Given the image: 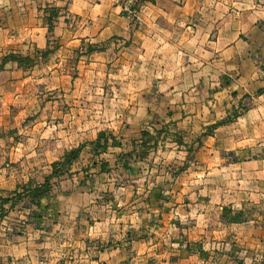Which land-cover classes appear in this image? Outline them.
I'll use <instances>...</instances> for the list:
<instances>
[{"label":"crops","instance_id":"crops-1","mask_svg":"<svg viewBox=\"0 0 264 264\" xmlns=\"http://www.w3.org/2000/svg\"><path fill=\"white\" fill-rule=\"evenodd\" d=\"M44 1L0 0V32L24 56L49 46ZM67 2L42 76L56 100L31 128L0 124L13 130L0 136V197L28 184L34 158L51 163L49 141L90 158L99 137L132 149L115 148L120 182L116 165L77 168L38 204L0 202V264H264V0H147L138 24L112 0ZM168 127L174 161L132 160L143 131Z\"/></svg>","mask_w":264,"mask_h":264},{"label":"rangeland","instance_id":"rangeland-1","mask_svg":"<svg viewBox=\"0 0 264 264\" xmlns=\"http://www.w3.org/2000/svg\"><path fill=\"white\" fill-rule=\"evenodd\" d=\"M60 4L61 7H67L68 2L67 0H45L42 4V7L40 8V13L38 15L39 19L44 23V25L47 28L48 19L53 18V14L57 8H55V5ZM62 10V9H61ZM61 10H58L61 12ZM23 16V15H20ZM2 19H4L3 15L1 16ZM55 18V17H54ZM25 19V17H19V21L22 22V20ZM58 22V19H54V30L52 33H49L47 31V42L48 47L45 50H36L34 53V56H30L33 59L36 60V64L32 68L28 69H21L17 66L15 63H8L6 64L3 71H0V124L2 125L4 122H9L12 118L17 117V127L19 130H24L25 125L30 126L32 122L39 119L41 117V102L43 100L45 101H55L57 97V92H48L47 88L51 87L53 85H57L56 80H48L45 79V81H42V76L47 77V67H54L58 64L57 55L58 52V45H57V38L55 34V27ZM48 30V28H47ZM18 33V31H17ZM25 29H22L19 35L24 36ZM0 64L2 59L9 55V54H19L22 55L18 51H14L13 48L16 46H19V44H9L6 43V33L0 32ZM46 51H51L48 54H44ZM24 56V55H23ZM29 56V55H27ZM25 56V57H27ZM77 65V60L72 59L67 63V68L70 69V78L73 77V67ZM46 71V72H45ZM60 71V70H59ZM45 72V74H44ZM57 78V77H56ZM70 81V79L68 80ZM19 91L23 93V96H27L26 99L22 97L18 100V102H15L14 93ZM53 93V94H51ZM19 97V95H18ZM20 98V97H19ZM55 99V100H54ZM32 100V105L29 107L28 110H26V106H24V103L26 101ZM36 101V102H35ZM11 105V106H10ZM27 105V104H26ZM25 108V109H24ZM15 122V120H13ZM7 127V126H6ZM10 127V126H9ZM31 128V126H30ZM38 130L40 131V127H38ZM176 127H168L167 129H146L142 132V139L140 141V147L139 152L135 154L132 158V160H135L134 158H143L145 154H147L148 158L153 161L156 160V165H168L169 162L174 161V159H169L164 151L166 149L170 148L171 142H174L178 145H180V142L178 141L177 132H175ZM13 130H10V128H4V126H0V136L3 140L2 144L8 143V140L5 138L9 136L10 132ZM144 133V135H143ZM146 133V135H145ZM119 137V136H118ZM100 144L97 145V155H93V157H89L88 154L85 156H81L79 161H77L75 164V167L73 168V173L69 174L67 172L62 177L65 179L67 177L71 178L72 175L78 174V170L75 171V169L80 168L84 169L86 167H95L97 166L98 169L102 171L111 172L109 168L107 169V166L109 165H116L119 167V169L115 168V170L109 175L111 179L116 180L117 182L122 181V165L124 158V153L122 152L117 156V153L121 150H115V148L121 147L122 151L125 149L127 152H129L132 149V146L130 143H126L125 145H129L128 147H123L124 144L121 143V140L117 139L116 137H110L109 139H103ZM170 139L172 141H170ZM112 146V151L114 152H108L106 155L104 152H107V148L104 150V145ZM55 142L49 141L46 144H44V148L49 149L50 152L54 155L50 157L48 160L51 162L50 164L47 163L46 158H34L33 159V166L32 169L35 170L33 172V176H31V179L29 182L33 184V187L38 184H41L44 182V179L50 175L52 172V164L62 160L64 155L71 150V148H67L64 150H57L55 146ZM157 150L159 153H157ZM151 151L150 153H148ZM110 162L107 163V161ZM79 162V164H78ZM49 166V167H48ZM48 167V168H47ZM182 168H185V165L182 166ZM31 169V168H30ZM37 169V172H36ZM79 171V172H80ZM61 177V178H62ZM60 179H53L51 182L54 184V189L52 191V194L50 197L54 196V193H57L58 188H55L57 185V181ZM68 180V179H67ZM125 180V179H124ZM28 182V183H29ZM23 187H21L22 189ZM22 191V190H21ZM14 193V192H13ZM13 193H10L6 197L12 198L13 201L17 199L15 198ZM23 195V194H21ZM31 198H25L24 200H19L17 203V206L21 207L25 205L26 203H30ZM12 204L9 203L7 205V208L10 209Z\"/></svg>","mask_w":264,"mask_h":264},{"label":"trees","instance_id":"trees-1","mask_svg":"<svg viewBox=\"0 0 264 264\" xmlns=\"http://www.w3.org/2000/svg\"><path fill=\"white\" fill-rule=\"evenodd\" d=\"M53 12H54L53 18L48 19V23H47V28H48L49 33H52L54 30V19L56 20L59 17L58 9H56ZM50 52L51 51L49 52L46 51L44 54H48ZM8 63H15L17 64L19 68L26 70L28 68H32L36 64V60L30 56L25 57L19 54H9L2 59L1 64H0V71H3L6 64ZM101 138L102 137L98 138V144H100ZM107 147L108 146L105 143L103 149L105 150ZM83 148H84V145H81L76 149H71L64 155L62 160L53 163L51 175L46 177L43 183L38 184L37 186L35 185L33 187V184L29 182L28 184L23 186V188L21 189L22 191L21 190L15 191L13 193L14 197L15 198L17 197L15 201H13V199L9 197H5V198L0 197V202L2 203V205L9 204V203H12V205H14L16 201L18 202L19 200H24L25 198H31V201H30L31 204H38L39 203L38 201L40 199L50 197L53 191V183L51 182V180L60 179L63 175L69 172L71 168L73 167V165L80 159V155H81Z\"/></svg>","mask_w":264,"mask_h":264},{"label":"built area","instance_id":"built-area-1","mask_svg":"<svg viewBox=\"0 0 264 264\" xmlns=\"http://www.w3.org/2000/svg\"><path fill=\"white\" fill-rule=\"evenodd\" d=\"M121 15L133 23H140V11L147 0H112Z\"/></svg>","mask_w":264,"mask_h":264}]
</instances>
